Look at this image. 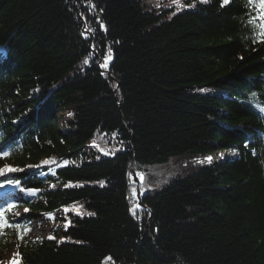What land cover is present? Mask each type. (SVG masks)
<instances>
[{
	"label": "trees",
	"instance_id": "16d2710c",
	"mask_svg": "<svg viewBox=\"0 0 264 264\" xmlns=\"http://www.w3.org/2000/svg\"><path fill=\"white\" fill-rule=\"evenodd\" d=\"M165 1L0 0V191L35 190L0 200L16 264H264L259 0Z\"/></svg>",
	"mask_w": 264,
	"mask_h": 264
},
{
	"label": "rangeland",
	"instance_id": "374dc122",
	"mask_svg": "<svg viewBox=\"0 0 264 264\" xmlns=\"http://www.w3.org/2000/svg\"><path fill=\"white\" fill-rule=\"evenodd\" d=\"M145 2H148L150 5L157 6L159 1L161 0H142ZM166 5H174L177 4V11L183 10L186 7L189 6L187 2H184V0H167L164 2ZM235 153L228 152V151H222L220 153H214L210 157L212 160H218L223 157H229L234 155ZM209 161V160H208ZM190 165V161L186 163V166ZM12 197L13 200L19 199V198H31L35 199V196L32 191H21L19 190L16 194L14 192V188L12 189ZM24 208L18 209L17 213L23 214L25 213ZM60 212H57L56 214H50V215H37L34 219H32L27 229H25V232L27 234V238L29 239H39L42 237L47 236L48 232L52 230L57 224V218L60 215ZM16 258H17V248L16 246H11L7 251L0 253V264H16ZM106 264V263H104Z\"/></svg>",
	"mask_w": 264,
	"mask_h": 264
},
{
	"label": "snow or ice",
	"instance_id": "6c2138e0",
	"mask_svg": "<svg viewBox=\"0 0 264 264\" xmlns=\"http://www.w3.org/2000/svg\"><path fill=\"white\" fill-rule=\"evenodd\" d=\"M224 4H227L229 2V0H223ZM259 8H260V14L258 17H256L255 19H258L261 21V23L258 25V27L260 28V36L262 38V42H264V0H259ZM107 60V58H106ZM85 63H87V61H85ZM104 67L107 66L106 62L105 64L103 65ZM254 95V94H253ZM69 115H71V113H69ZM3 155H8L7 153H3ZM207 160L211 161V157H207L206 158ZM5 170L7 171H16L18 169H12L10 168L9 166H5ZM29 191H32L34 192L35 190H29ZM89 215H94V213H89ZM0 216H2V214H0ZM6 223H0V228H3V227H6ZM65 227H67V225H65ZM49 238H52V237H49Z\"/></svg>",
	"mask_w": 264,
	"mask_h": 264
},
{
	"label": "water",
	"instance_id": "95a60500",
	"mask_svg": "<svg viewBox=\"0 0 264 264\" xmlns=\"http://www.w3.org/2000/svg\"><path fill=\"white\" fill-rule=\"evenodd\" d=\"M134 180H135V182L137 183V192H138L137 194H138V197H139V199H140V197H141V191H140V188H139V181H138V178L136 177L135 174H134ZM138 204H139V206H142V205H143L141 200H139Z\"/></svg>",
	"mask_w": 264,
	"mask_h": 264
},
{
	"label": "bare ground",
	"instance_id": "6f19581e",
	"mask_svg": "<svg viewBox=\"0 0 264 264\" xmlns=\"http://www.w3.org/2000/svg\"><path fill=\"white\" fill-rule=\"evenodd\" d=\"M235 155V154H234ZM234 155H232V156H234Z\"/></svg>",
	"mask_w": 264,
	"mask_h": 264
}]
</instances>
